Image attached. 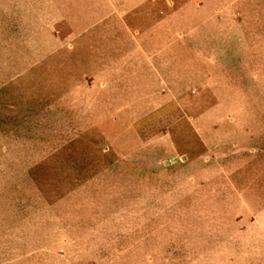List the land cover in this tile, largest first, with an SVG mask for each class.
<instances>
[{
  "label": "rangeland",
  "instance_id": "rangeland-1",
  "mask_svg": "<svg viewBox=\"0 0 264 264\" xmlns=\"http://www.w3.org/2000/svg\"><path fill=\"white\" fill-rule=\"evenodd\" d=\"M0 264H264V0H0Z\"/></svg>",
  "mask_w": 264,
  "mask_h": 264
},
{
  "label": "crops",
  "instance_id": "crops-1",
  "mask_svg": "<svg viewBox=\"0 0 264 264\" xmlns=\"http://www.w3.org/2000/svg\"><path fill=\"white\" fill-rule=\"evenodd\" d=\"M164 35V34H163ZM166 38H167V42H166ZM166 38H159L160 41H162L163 44V52H162V57H158V56H154L153 54H151V57H148L149 60H147L146 62H144V64H162V65H169L172 63L171 58L169 57V53L168 51L165 53V51L167 49H169L170 45H166L165 43H171L170 41V35L168 34V37ZM168 46V47H167ZM166 48V50H165ZM165 50V51H164Z\"/></svg>",
  "mask_w": 264,
  "mask_h": 264
}]
</instances>
